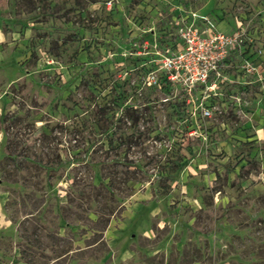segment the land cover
Masks as SVG:
<instances>
[{
  "label": "rangeland",
  "instance_id": "1",
  "mask_svg": "<svg viewBox=\"0 0 264 264\" xmlns=\"http://www.w3.org/2000/svg\"><path fill=\"white\" fill-rule=\"evenodd\" d=\"M227 1L0 0V264H264V0ZM193 13L242 43L189 94Z\"/></svg>",
  "mask_w": 264,
  "mask_h": 264
},
{
  "label": "built area",
  "instance_id": "2",
  "mask_svg": "<svg viewBox=\"0 0 264 264\" xmlns=\"http://www.w3.org/2000/svg\"><path fill=\"white\" fill-rule=\"evenodd\" d=\"M177 24L181 45L175 52L166 50L160 54L159 69L164 72V79L182 86L189 94L196 87H216L211 79L217 74L220 75L219 66L229 57L230 50L241 47V35L213 31L207 17L196 13L192 14L191 21L185 19ZM149 81L150 85H158L155 72L151 73ZM204 112L205 116H211L209 109H204Z\"/></svg>",
  "mask_w": 264,
  "mask_h": 264
},
{
  "label": "crops",
  "instance_id": "3",
  "mask_svg": "<svg viewBox=\"0 0 264 264\" xmlns=\"http://www.w3.org/2000/svg\"><path fill=\"white\" fill-rule=\"evenodd\" d=\"M227 2L232 4V2H229V0ZM208 4H210V2H208ZM207 6L202 7L201 10L202 11L205 10L207 8ZM218 26H219L221 31H228L229 29H232V27H234L233 22L230 21V20H228V22L227 21H223ZM150 30H152V29H150Z\"/></svg>",
  "mask_w": 264,
  "mask_h": 264
},
{
  "label": "trees",
  "instance_id": "4",
  "mask_svg": "<svg viewBox=\"0 0 264 264\" xmlns=\"http://www.w3.org/2000/svg\"><path fill=\"white\" fill-rule=\"evenodd\" d=\"M94 1V0H93Z\"/></svg>",
  "mask_w": 264,
  "mask_h": 264
}]
</instances>
